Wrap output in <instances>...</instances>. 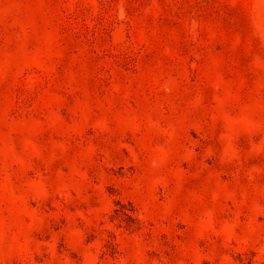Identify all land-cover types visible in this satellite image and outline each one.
Here are the masks:
<instances>
[{"label": "rangeland", "instance_id": "rangeland-1", "mask_svg": "<svg viewBox=\"0 0 264 264\" xmlns=\"http://www.w3.org/2000/svg\"><path fill=\"white\" fill-rule=\"evenodd\" d=\"M0 264H264V0H0Z\"/></svg>", "mask_w": 264, "mask_h": 264}]
</instances>
